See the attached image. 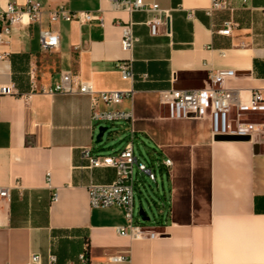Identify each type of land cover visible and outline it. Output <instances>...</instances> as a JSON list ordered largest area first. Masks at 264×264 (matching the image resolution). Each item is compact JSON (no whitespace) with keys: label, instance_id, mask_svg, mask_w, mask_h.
<instances>
[{"label":"crops","instance_id":"obj_1","mask_svg":"<svg viewBox=\"0 0 264 264\" xmlns=\"http://www.w3.org/2000/svg\"><path fill=\"white\" fill-rule=\"evenodd\" d=\"M27 0H0L17 6ZM44 9L64 4L70 10L103 11L104 25L59 21L15 25L0 46V85L17 93L0 96V187L10 197L0 203V264H26L39 254L47 264H108V256L128 252L129 260L112 264H264V127L249 140H221L209 117L166 116L160 91L202 89L209 74L233 69L225 86L244 97L259 90L264 98V0H230L233 11L206 13L211 0H156L169 11L170 35H151L147 20L155 13L130 16L108 9L106 0H34ZM134 21L137 37L132 78L117 63L127 59L120 47L121 28ZM237 25L221 34L224 22ZM52 27L60 44L41 49L39 31ZM69 70L96 90H132L114 108L131 110L136 141L147 143L157 159L168 157L170 171L159 167L167 191L159 218L147 225L162 232L130 239L116 232L126 223L120 207L92 208L90 182L114 179L112 167H87L82 149L112 154L123 148L126 126L116 123L113 143L96 145L90 99L80 93H47ZM104 107V105H101ZM264 123V112L246 113ZM108 129V127H107ZM49 173V174H48ZM57 191V200L51 193Z\"/></svg>","mask_w":264,"mask_h":264},{"label":"built area","instance_id":"obj_2","mask_svg":"<svg viewBox=\"0 0 264 264\" xmlns=\"http://www.w3.org/2000/svg\"><path fill=\"white\" fill-rule=\"evenodd\" d=\"M108 9L112 11H124L129 16L136 11H152L155 15L147 20L151 35L164 32L170 35L169 11L160 8L156 0H106ZM243 3L246 0H242ZM233 11L234 5L230 0H211L206 8V13L212 15L215 11ZM104 9L95 11L70 10L64 4H59L51 9H44L38 2L27 0L25 5L17 6L8 2L0 9V46L6 43L15 25L28 26L32 22L39 25L43 15L46 14L50 25L59 21H77L79 24L97 22L100 26L103 22ZM264 15V7L260 8ZM134 21L129 17L122 25L120 47L128 53V58L117 63V68L122 77L132 78V52L137 42L133 31ZM237 24L233 20L224 22V28L219 32L228 35L232 27ZM41 49L53 51L59 47L60 38L58 31L52 27L41 28L39 31ZM6 53H0L2 57ZM235 77L233 69H216L209 74L210 86L202 89H176L170 87L160 91V102L165 108L166 116L175 119L209 117L211 120L212 134L248 136L261 134L264 123L251 122L242 118L246 113L264 112V98L259 90L251 92L249 97H244L239 90L227 88L225 79ZM47 93H80L88 95L90 99V120L94 125L107 123H123L127 130V139L123 148L112 154H94L92 148L86 146L82 149V158L87 161V167H112L114 179L107 183L90 182L87 185L88 200L92 208L120 207L124 211L126 223L115 227L121 236L130 239L154 238L162 232L148 228L138 216L134 218V190L137 186V175H146L156 183L155 169L140 161L134 153L136 131L133 127V113L131 110L115 109L116 105L131 97L132 90H96L89 81L79 79L71 71L60 73L59 80L48 89L42 88ZM13 85L1 84L0 96L16 94ZM104 105V107H101ZM1 113V112H0ZM158 167L163 166L170 171L172 161L165 157L158 159ZM49 174V173H48ZM10 197V187H0V203ZM51 200H57V191L51 193ZM163 207V204H162ZM162 207L159 208L161 212ZM81 264H86L84 254L79 256ZM129 260L128 252L108 256V264L122 263ZM56 258L48 254L47 264H54ZM26 264H44L39 254H31Z\"/></svg>","mask_w":264,"mask_h":264},{"label":"rangeland","instance_id":"obj_3","mask_svg":"<svg viewBox=\"0 0 264 264\" xmlns=\"http://www.w3.org/2000/svg\"><path fill=\"white\" fill-rule=\"evenodd\" d=\"M107 126L108 129L104 131L101 141L96 145L105 147L102 150H107L110 145H119L120 141L113 143L114 137L112 136L113 130L116 129V123L98 124L95 128V137L98 134L99 126ZM135 156L146 163L148 166L155 169L156 183L151 181L146 175H137V186L134 190V218H137V211L139 205H142L146 215L150 217L148 221H143L144 224L150 225L159 218V208L162 207V203L165 202L164 191H167V183L165 177L161 176L158 167V159L153 155L147 143L141 141H135L134 143Z\"/></svg>","mask_w":264,"mask_h":264},{"label":"water","instance_id":"obj_4","mask_svg":"<svg viewBox=\"0 0 264 264\" xmlns=\"http://www.w3.org/2000/svg\"><path fill=\"white\" fill-rule=\"evenodd\" d=\"M98 134L96 135V142L101 141V137L104 133V131L107 130V126H99L98 127ZM216 139H221V140H249L248 136H235V135H216ZM137 215L140 217L141 220L143 221H148L150 219L149 216L146 215V212L142 205H139Z\"/></svg>","mask_w":264,"mask_h":264}]
</instances>
